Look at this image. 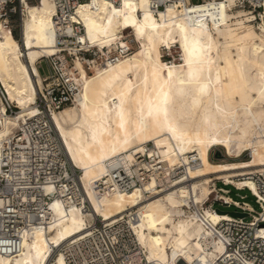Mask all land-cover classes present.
I'll list each match as a JSON object with an SVG mask.
<instances>
[{"label":"bare ground","instance_id":"bare-ground-1","mask_svg":"<svg viewBox=\"0 0 264 264\" xmlns=\"http://www.w3.org/2000/svg\"><path fill=\"white\" fill-rule=\"evenodd\" d=\"M20 1L22 43L0 23V83L20 110L15 119H5L0 141L11 127L37 115L43 87L38 63L58 54L56 0ZM235 6V0L205 1L167 7L157 15L150 0L118 5L93 0L76 8L70 23L84 28L76 47L134 49L131 57L94 76L76 62L81 90L75 107L52 114L90 211L55 200L46 225L22 235L19 255L0 253V264H48L55 248L88 233L98 218L113 221L135 210L139 220L131 227L150 263L210 264L225 254L212 227L232 217L204 209L202 217L186 218L184 207L189 198L204 207L221 180L255 194L248 176L264 170V10L258 19ZM127 31L134 44L126 43ZM176 46L181 62L165 61L164 52L171 54ZM149 143L154 147L149 153L165 168L156 171L159 178L187 166L190 182L159 190L153 179L130 192L99 196L96 185L109 166L129 167ZM216 148L233 159L251 152V160L212 162ZM55 264H67L62 253Z\"/></svg>","mask_w":264,"mask_h":264},{"label":"built area","instance_id":"built-area-1","mask_svg":"<svg viewBox=\"0 0 264 264\" xmlns=\"http://www.w3.org/2000/svg\"><path fill=\"white\" fill-rule=\"evenodd\" d=\"M110 1L116 5L120 2ZM205 1L225 0H200V3ZM235 1V9H243L256 18H261L264 0ZM92 2L93 0H56L57 15L54 23L57 28L58 54L46 59L49 73L42 75L40 72L43 87L37 100V115L26 117L17 127H11L10 133L0 141L2 255L17 256L21 253L22 235L36 226L46 225L50 204L55 200L84 212L90 211L78 172L72 168L52 124V114L71 107L81 90L76 62H80L88 74H93L117 65L134 54L132 46L119 45L112 51L76 47L77 37L84 33V28L81 24L70 23V19L80 4ZM191 4H195L194 0H150V8L155 15L167 7L182 8ZM19 15L22 20L20 0H0V23L4 30L13 33L15 17ZM125 41L130 43V40ZM19 112L18 107L9 101L0 83V130L3 129L5 119L13 120ZM153 148L152 144H148L145 153L134 154V162L129 167L122 164L110 165L108 176L96 185L99 196L119 191L130 192L153 179L159 190L172 189L181 182H190L187 166L173 168L167 175L159 178L157 172L163 173L165 168L162 169V165L157 164V154L149 153ZM250 173L248 178L255 183V194L247 188L240 190L222 182L224 187H231L237 192L236 196L240 197V201L231 197V189L219 188V181L216 183V192L204 203V207L191 198L187 199L184 207L186 218L197 215L202 217L204 209L226 213L232 217L212 227L214 239L225 246V254L210 264H264V170ZM48 188H51L50 192L47 191ZM243 191L252 193L260 208L259 212L244 201L247 196L239 194ZM147 196L150 194L147 193ZM218 206L234 207L236 213L248 214L249 217H235L217 208ZM138 220L137 210L113 221L98 218L91 224L88 233L55 248L56 253L48 264H55L60 253L67 264H155L148 261L145 249L139 244L131 227V223Z\"/></svg>","mask_w":264,"mask_h":264},{"label":"rangeland","instance_id":"rangeland-1","mask_svg":"<svg viewBox=\"0 0 264 264\" xmlns=\"http://www.w3.org/2000/svg\"><path fill=\"white\" fill-rule=\"evenodd\" d=\"M30 1V4H38L39 0H29ZM194 3H200V0H194ZM23 11V9H22ZM262 12V11H261ZM234 23H236V21H234ZM259 23H260V20H256L254 22H252V24H254L256 26V29L259 28ZM126 33V36H129L130 38V43L134 44L133 42V39H131V34H130V31H127L125 32ZM13 34L17 37L18 41L20 43H22V20H21V17L20 15L19 16H16L15 17V22L13 24ZM172 55V56H171ZM180 50L178 49V47H174L171 51V54L169 51H165L164 52V60L165 61H173V60H176L177 63L179 64L181 61H180ZM38 67H39V70L41 72L42 75H46L49 73V70H48V65H47V60L46 59H43L42 61H40L38 63ZM90 76H94L95 74H89ZM14 105L17 106L16 103H13ZM75 107V104L72 105L71 107H68V108H65V109H71V108H74ZM64 110V109H63ZM149 144H152V143H149ZM233 150H235V148L233 147ZM219 153H221L224 158L221 159V160H217L215 159V156L218 155ZM210 160L212 162H217V163H227V162H246V161H249L251 160V152H245L241 157L237 158V159H233V158H228L224 155V150L223 148H216L214 149L211 154H210ZM224 160V161H223ZM223 161V162H222ZM254 170H257V169H253L252 171ZM250 171V172H252ZM240 179V178H239ZM222 180L219 181L218 183V187L221 188V187H224L223 184H222ZM217 183V182H216ZM226 189H231L232 190V193H231V197L235 200V201H240V197H237L236 194L237 192L231 188V187H224ZM241 196H247V198L244 199L245 202L247 203H250L254 209L256 211H260V208L259 206L256 204L255 202V197L252 195V193L250 191H243L241 193H239ZM152 196H147V198H149ZM217 208L221 209L222 211L224 212H229V213H235L237 212V210L234 208V207H231V208H225V207H220L218 206Z\"/></svg>","mask_w":264,"mask_h":264},{"label":"water","instance_id":"water-1","mask_svg":"<svg viewBox=\"0 0 264 264\" xmlns=\"http://www.w3.org/2000/svg\"><path fill=\"white\" fill-rule=\"evenodd\" d=\"M223 158H224V156L221 153H219L218 155L215 156V159H217V160H221ZM230 214L235 216V217H238V218H248L249 217L248 214H244V213H236L235 212V213H230Z\"/></svg>","mask_w":264,"mask_h":264},{"label":"trees","instance_id":"trees-1","mask_svg":"<svg viewBox=\"0 0 264 264\" xmlns=\"http://www.w3.org/2000/svg\"><path fill=\"white\" fill-rule=\"evenodd\" d=\"M15 36V35H14ZM16 37V36H15ZM17 38V37H16ZM18 40V39H17Z\"/></svg>","mask_w":264,"mask_h":264}]
</instances>
